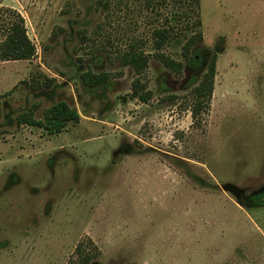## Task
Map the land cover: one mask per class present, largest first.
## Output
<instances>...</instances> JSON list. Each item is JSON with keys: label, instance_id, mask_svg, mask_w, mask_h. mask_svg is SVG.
Wrapping results in <instances>:
<instances>
[{"label": "rangeland", "instance_id": "rangeland-1", "mask_svg": "<svg viewBox=\"0 0 264 264\" xmlns=\"http://www.w3.org/2000/svg\"><path fill=\"white\" fill-rule=\"evenodd\" d=\"M1 7L21 14L35 55L0 61V264H77L89 242V264H264V0ZM162 26L180 73L154 58ZM130 43L148 56L141 74L120 61ZM212 57V97L194 121L190 91ZM86 72L108 80L90 88ZM136 81L147 103L131 97ZM58 102L79 115L59 134L17 124Z\"/></svg>", "mask_w": 264, "mask_h": 264}, {"label": "trees", "instance_id": "trees-1", "mask_svg": "<svg viewBox=\"0 0 264 264\" xmlns=\"http://www.w3.org/2000/svg\"><path fill=\"white\" fill-rule=\"evenodd\" d=\"M193 5L198 0H190ZM194 12V8L191 7ZM188 23L200 25L199 17L194 20L191 18ZM174 34V29L169 26H162L153 30L151 34V44L154 49V58L165 68L174 73H180L182 62L173 60L162 52L169 39ZM203 39L200 31L194 32L189 36L182 46L181 55L183 60H188L191 49ZM35 55V47L27 36L24 19L19 12L11 8H0V61H29ZM215 57H212L207 65L206 71L201 76L200 81L190 91L189 110L194 121L207 112L209 102L213 93V83L215 76ZM123 66H130L137 74H141L147 68L148 56L135 44H129L127 50L120 55ZM83 83L94 88L107 82L108 76L102 74H92L86 72L82 74ZM144 86L136 81L133 83L131 97L136 98L142 103H147L150 99L149 92H143ZM79 120L77 112L70 108L65 102H58L48 108L43 115V119L35 120L31 113H22L17 116L16 122L19 125H28L43 129L48 135L59 134L68 123H76ZM91 247V249H90ZM94 244L84 245L79 243L75 249L77 264H89L95 252H91ZM96 251V250H95Z\"/></svg>", "mask_w": 264, "mask_h": 264}]
</instances>
